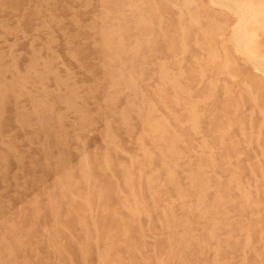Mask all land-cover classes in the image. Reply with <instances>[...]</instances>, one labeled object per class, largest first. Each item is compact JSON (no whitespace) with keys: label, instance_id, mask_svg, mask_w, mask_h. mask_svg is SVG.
I'll list each match as a JSON object with an SVG mask.
<instances>
[{"label":"rangeland","instance_id":"obj_1","mask_svg":"<svg viewBox=\"0 0 264 264\" xmlns=\"http://www.w3.org/2000/svg\"><path fill=\"white\" fill-rule=\"evenodd\" d=\"M0 264H264V0H0Z\"/></svg>","mask_w":264,"mask_h":264}]
</instances>
